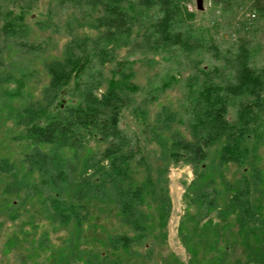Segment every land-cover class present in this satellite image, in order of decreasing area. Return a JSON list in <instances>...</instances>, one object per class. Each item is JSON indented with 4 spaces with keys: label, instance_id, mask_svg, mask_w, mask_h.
I'll return each mask as SVG.
<instances>
[{
    "label": "trees",
    "instance_id": "trees-1",
    "mask_svg": "<svg viewBox=\"0 0 264 264\" xmlns=\"http://www.w3.org/2000/svg\"><path fill=\"white\" fill-rule=\"evenodd\" d=\"M61 1L83 14L84 8H100L101 16L94 21L96 28L103 30L108 48L96 50L95 54L84 50L79 55L66 49L61 56L46 54L42 58L41 64L50 79L48 91L55 94L61 90L62 95L74 86L79 102L63 105L58 100L57 112L50 118L45 108L53 98L44 106L36 102L30 108L10 111L17 124L23 126V152L19 163L0 159V172L9 177L3 194L15 195L19 200L17 208L16 202L8 204L7 217L18 219L23 211L31 215L27 223L34 224L35 216L27 207L34 203L42 208L50 227L72 228L65 245L59 249L51 245L49 232L42 231L28 247V259L38 264V258L45 254L55 258L57 264H101L104 256L86 248L100 244L110 251L105 254L107 264H125L130 246L145 236L142 233L159 241L166 239L171 201L160 182L167 172L164 162H184L196 168L214 149V165L197 172L187 185L188 206L179 236L190 255L188 264H202L203 260L204 264H264V66H253L254 55L246 44L239 46L234 56L223 54L218 47L222 27L219 22L196 36L172 34L176 0H140L138 4L146 7L162 5L163 16L156 26L159 39L183 46L184 60L192 70L199 65L195 51L211 52L223 64L222 68L203 74V87L187 106L189 136L178 128L176 112L161 107L153 128L160 159L151 164L141 154L138 140L120 126L126 95L138 91L132 81L133 70L124 72L122 68L119 77L111 78L104 88L97 78L84 80L93 68L94 55L100 67L114 61L113 52L127 43L137 18L127 12L126 0ZM211 1L226 14L246 0ZM250 6L257 16L264 18V0H251ZM19 19L21 16L13 12L4 14L1 31L6 37L22 38L27 32L25 27L17 28ZM16 44L26 53L38 51L37 46L26 40ZM5 74L0 72V83L6 80L2 84L14 79L6 78ZM16 81L15 91H4L10 100L23 94V77ZM232 97L242 100L234 122L226 118ZM43 119L47 121L42 122ZM249 138L255 140L253 148L247 146ZM248 158H251L249 167L241 168ZM95 205L103 212H113L133 235L110 237L103 225L86 222L88 207ZM198 217L205 220L200 233L191 229ZM221 220L229 221L221 223ZM231 223L236 231L227 235ZM33 229L36 232L38 227ZM99 232L109 237H99ZM28 234L24 227L19 232H10L4 252L21 246L22 235ZM233 240L242 249V257L234 262L228 257ZM204 243L208 246L203 253ZM208 254L211 255L206 258ZM174 264L184 263L176 260Z\"/></svg>",
    "mask_w": 264,
    "mask_h": 264
},
{
    "label": "rangeland",
    "instance_id": "rangeland-1",
    "mask_svg": "<svg viewBox=\"0 0 264 264\" xmlns=\"http://www.w3.org/2000/svg\"><path fill=\"white\" fill-rule=\"evenodd\" d=\"M198 1H175L177 13L171 22L170 32L196 36L199 31L217 21L222 25L218 36L220 51L223 54L234 56L237 54L239 46L246 44L254 55L253 66L262 68L264 66V18H260L252 10L251 0L239 2L238 6L226 14L211 0H202V9L200 10ZM139 2L140 0H126L124 4L127 12L137 18L127 43L117 52H113L114 61L103 67H100L94 55L93 68L87 72L84 80H89L91 77L97 78L102 82L104 88L111 78L119 77V71L122 68L124 72L133 70L132 81L138 86V91L126 95L127 104L121 110L120 126L138 140L141 154L152 164L160 159L158 145L153 138V128L156 123V115L161 107L166 106L176 112L179 120L178 128L189 136L187 106L202 89L203 74L222 68L223 64L215 60L211 52L195 51V58L199 65L197 70H192L184 60L183 46L165 43L159 39L156 26L163 16L162 5L155 3L146 7L138 4ZM128 6L133 9H128ZM85 9L86 12L83 14L67 3L62 4L61 0H0V72L7 73L5 74L6 78L9 76L14 78L5 84H2L6 81L5 79L0 83V159L8 158L19 163L22 158L21 132L23 126L17 124L10 111L17 108H30L36 102H40L44 106V103H48L53 98L51 104H46L45 108L49 111L48 118H50L57 112L58 100L62 101L63 105H74L80 101L74 86L63 92L62 95H60L61 90L55 94L48 91L50 79L41 61L46 54L61 56L66 49H71L79 55L84 50L95 54L96 50L108 48L102 35L103 30L96 28L97 25L94 21L95 18L101 16V9ZM6 12H13L21 16V19L16 21V26L17 28H27V32L21 36L22 38L6 37L1 31L3 16ZM21 40H26L30 45L37 46L38 51L26 53L22 47L16 44ZM34 68L36 72L32 71ZM29 71L32 74L28 75ZM21 76L25 83L23 94L20 98L10 100L4 91L5 89L15 91L18 86L16 79ZM216 82L219 81L216 80ZM241 104L242 100L239 97L229 99L226 118L230 122L236 120ZM47 119H43L42 122ZM254 145L255 140L249 138L247 146L253 148ZM215 156L216 152L212 149L207 160L196 168L184 162L170 164L168 161L164 162L167 172L160 182L168 191L171 201L166 239L159 241L150 234L142 233L145 236L130 246L131 253L125 264H174L176 260L188 264L190 255L179 236V226L188 206L185 197L187 185L196 178L197 172H204L205 169L214 165ZM250 159L248 158L241 168L249 167ZM8 179V175L0 172V264H32L26 252L42 231L49 232L51 245L59 249L65 245L72 228L71 226L50 227L42 208L34 203L27 206L30 208L31 214L35 216L34 224L27 223L31 215L23 211H20L18 219L8 218L9 211H6L8 204L16 202L15 207L19 206V200L17 201L15 195L3 194ZM88 211L89 218L86 222L91 221L103 225L110 237L120 236L124 233L133 235L134 232L123 226L119 217L113 212H103L97 205L89 206ZM198 219L201 218L198 217ZM204 221L198 220L196 223H192L191 229L198 233L202 232ZM227 221L229 220L220 222ZM22 227L30 234L22 235L21 246L18 245L10 253H5L8 234L19 232ZM35 227H38L36 232L33 231ZM228 230L227 235L235 233L236 228L231 223ZM90 234L89 232L86 236L89 237ZM105 234V232H99L98 236L109 237ZM92 245H87L86 248H93L100 252V255L104 256L101 264H107L105 254L110 252L107 246ZM207 246V243L202 246L203 253L207 250ZM228 254L232 262L242 257V249L236 240L231 241ZM210 255L205 257L208 258ZM38 264L57 263L55 258L47 257L44 254L38 258ZM202 264H204V260Z\"/></svg>",
    "mask_w": 264,
    "mask_h": 264
},
{
    "label": "water",
    "instance_id": "water-1",
    "mask_svg": "<svg viewBox=\"0 0 264 264\" xmlns=\"http://www.w3.org/2000/svg\"><path fill=\"white\" fill-rule=\"evenodd\" d=\"M198 8L201 10L202 9V0L198 1Z\"/></svg>",
    "mask_w": 264,
    "mask_h": 264
}]
</instances>
